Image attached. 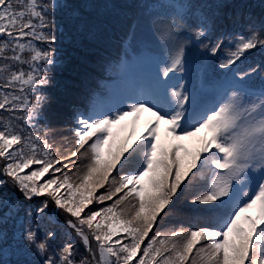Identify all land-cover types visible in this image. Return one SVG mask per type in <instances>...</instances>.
Listing matches in <instances>:
<instances>
[{
    "label": "snow or ice",
    "instance_id": "snow-or-ice-1",
    "mask_svg": "<svg viewBox=\"0 0 264 264\" xmlns=\"http://www.w3.org/2000/svg\"><path fill=\"white\" fill-rule=\"evenodd\" d=\"M57 7L0 0V244L10 239L3 225L15 230L23 211L28 226L20 224L21 237L39 257L31 264H264V87L250 91L249 72L238 71L200 103L183 85H171L169 74L185 71L189 38L213 56L224 43L211 42L203 16L194 35L178 36L177 28L192 27L195 5H144L145 40L165 52L155 57L162 71L147 90L78 113L75 140L60 152L47 131H37L47 101L42 89L51 82L46 66L54 64L42 45L57 41ZM257 48L264 50V23L234 35L219 67ZM9 185L28 201L44 199L22 209ZM182 185L193 190L203 223L154 232ZM53 212L64 216L62 225Z\"/></svg>",
    "mask_w": 264,
    "mask_h": 264
},
{
    "label": "rangeland",
    "instance_id": "rangeland-1",
    "mask_svg": "<svg viewBox=\"0 0 264 264\" xmlns=\"http://www.w3.org/2000/svg\"><path fill=\"white\" fill-rule=\"evenodd\" d=\"M174 1L173 5L187 6L191 4L196 6L189 9L193 13L189 23L192 25L190 28L191 35H194L195 31L199 30L198 18L203 16L200 3H197L196 0ZM50 2L53 5H59V7L55 8L53 16V31L57 36V41L51 45H42V47L53 51L54 64L46 66L51 82L42 89L43 94L47 97V101L43 105L41 114L38 117L39 124L37 125V131L39 134L47 131V138L53 148L59 149L60 152H65L67 148L72 146L75 140L74 129L77 126V115L80 112L77 110V105L74 104L77 102L74 98L77 94L75 91L77 89L76 86H79V80L83 76L82 69L84 71L88 69L96 71L97 64L94 60L101 56L108 58L119 47V43L112 39L121 38L123 35L128 36L126 47L119 56V59L123 63H126L128 71L127 75L120 78V83L124 86L123 91L119 93L103 86V97H106L105 93L107 92L112 93L111 95L108 93L110 101H93L90 103L89 109L87 108L86 111L80 110L81 112H91L94 107L103 111L127 95L139 94L147 90L156 73L162 71L164 65L157 64L155 57H164L165 52L158 49L154 43L145 40L150 21L148 16L145 15L146 9L144 5H155L154 2H156L168 6L169 0H113L112 6L107 3V0H50ZM151 11L155 13L159 10L153 8ZM55 16H57L58 20ZM156 19L158 20L157 17ZM262 23H264V20ZM185 29V26L177 28L176 32L178 36L184 37ZM249 30L252 29H245L240 34L246 33ZM209 33L213 34L210 36L211 42L220 40L224 43V50L213 56L203 45L194 43L189 38L185 44V71L170 73L169 77L171 79H169V83L171 85H183L184 89L188 90L190 97L191 95H195L198 102L208 103L209 99L207 97L211 94L215 97L214 92H217L226 79H231L233 74L238 71L249 72V75L245 77V83L250 91L259 92L264 87V67H261L264 65L262 50L259 48L250 50L249 52L253 51L251 55L246 53L245 57L238 61L241 63L239 69L237 65H233L227 73L223 74L226 68H220L219 65L224 58L229 42L233 40L236 32H228L229 35H226L219 26H216V29L214 27L210 28L207 35ZM58 34L61 37H58ZM101 34L102 52L96 47L94 41L92 42L93 49L91 50L90 43L93 36L95 35V38H97ZM82 39L88 40V42H82ZM106 40L108 41L107 43ZM209 43V40L204 41V44ZM72 46L78 50L77 55L72 56L74 49L70 48ZM206 55L213 57L214 60H207L205 58ZM132 56L137 57L141 63L129 64ZM249 66L255 68L256 71L250 72ZM58 70H61L62 74H66V76L62 79L57 77V81L55 82L54 78L58 74ZM118 71H121L119 66L113 73L116 74ZM105 74L112 75V73ZM72 76L73 80H70ZM105 77L112 78L114 76ZM32 102H34V96L32 97ZM124 103L126 106L131 101L126 99ZM114 114L115 112L113 111ZM147 119H149V114L145 113L141 117V122L143 123ZM163 127L162 125V129ZM185 143L188 146L191 145V147L195 146L190 141H186ZM47 178L48 176L46 175L42 180ZM201 183H203V180H201ZM8 187L9 191L14 192L19 198L22 209L31 208L39 199H44L41 197L28 201L11 185ZM99 191L103 192L104 189H100ZM177 195L179 196V200L175 197L173 198L174 206L172 204L169 205V208L172 210L169 212L166 209L167 215L161 214V218H158L157 222L158 227H154L153 229L154 232L157 230L166 231L174 227L178 228L181 224L184 227L191 226L193 229H196L202 223L192 224L186 215L187 212L192 213L201 219V214L197 211V208L201 206L191 203L193 190L191 188L183 189ZM111 203L112 201H107L103 206L110 205ZM90 207L99 208L101 205L93 203ZM4 211L5 209H0V216H3ZM52 215L59 224H63V215L57 216L55 212ZM25 220L24 212L21 211L20 221L17 223L15 230H13L11 223L3 225V227L9 229L10 239L7 244H0V264H31V262L39 259L34 250L27 248L26 240L21 237L20 224L23 223L25 229L28 226ZM43 227L44 225L41 223V228ZM13 231H15L14 240L11 238ZM80 251L84 253L83 246L80 247Z\"/></svg>",
    "mask_w": 264,
    "mask_h": 264
},
{
    "label": "trees",
    "instance_id": "trees-1",
    "mask_svg": "<svg viewBox=\"0 0 264 264\" xmlns=\"http://www.w3.org/2000/svg\"><path fill=\"white\" fill-rule=\"evenodd\" d=\"M113 0H107V3L112 6ZM161 2V1H159ZM174 0H169V5L174 4ZM197 3H200V6L202 7V14L203 17L209 19L210 28L214 27L216 29V26H219V28L223 31V28H227V32L233 33L236 32V35L240 34V32H244L245 29L249 28L247 23L245 21H250L252 24L261 25L262 21L264 20V0H196ZM155 5H161L160 3L154 2ZM222 6H220L219 4ZM191 5V4H190ZM226 5V6H225ZM164 6V5H163ZM167 7V6H165ZM155 10L161 11L159 7L155 8ZM156 11V12H159ZM192 12V11H191ZM57 15V14H56ZM58 20L57 16H55ZM158 20L160 17H157ZM190 20V18H189ZM255 25V26H256ZM186 29L184 30V35L186 33L190 34L191 36V30L190 28L185 25ZM259 26H256L255 28H251L252 30H258ZM225 31V32H226ZM212 33H209V36H212ZM58 37H61L58 34ZM128 36H122L121 38H115L112 39L119 43V47L116 48V51H113L108 58L105 56L97 57L95 63L97 64L96 71L93 69H88L87 71H83V76L81 77V80H79V86L77 85L75 89L76 95L75 98L77 102L75 104H82L83 111H86L87 108L89 109L90 103L93 101L101 102L102 101V91L103 86L107 89L118 91L121 89V86L123 85L118 84L121 80L120 78L123 77V68L121 65V60L119 59L120 56V50L123 48L122 42H125ZM108 40V39H107ZM106 40V43L108 42ZM95 42L96 47H98L102 52V34L95 38V35L93 36L91 43H90V49L92 50V42ZM82 42H88V40H83ZM115 46V44H114ZM70 48H74L73 46ZM264 54V50H262ZM253 51L249 52L251 55ZM78 50L76 48L73 49L72 56L77 55ZM205 58L209 61L214 60L213 57L205 56ZM241 65L240 62H237L235 66ZM120 67L121 71H118L116 74L113 73L114 70L117 69V67ZM233 66V65H232ZM226 68L225 73H227L231 68ZM94 68V67H92ZM103 70V71H102ZM99 72V73H98ZM105 73H112V75L105 74ZM61 70H58V74L55 75V82L57 81L56 78L62 79L66 76V74H62ZM61 75V76H60ZM105 76H114V78H106ZM70 80H73V76ZM117 80L118 82H116ZM53 85V84H52ZM111 95L110 92L105 93V96L107 97ZM105 98V97H103ZM78 106V105H77ZM79 112H81L79 110ZM191 147V145L189 146ZM188 220L191 221L192 224H197L199 222L203 223V220L200 219V217H196V215L192 213H186Z\"/></svg>",
    "mask_w": 264,
    "mask_h": 264
},
{
    "label": "bare ground",
    "instance_id": "bare-ground-1",
    "mask_svg": "<svg viewBox=\"0 0 264 264\" xmlns=\"http://www.w3.org/2000/svg\"><path fill=\"white\" fill-rule=\"evenodd\" d=\"M245 23H247V25H248V27H249V28H247V29L255 28V27L257 26L256 24H252V22H250V21H245ZM255 25H256V26H255ZM226 30H227V28H226V29L223 28V31H224V32H225ZM225 33H226V35H229L227 31H226ZM79 103H80V102H79ZM79 103H78V104H75V103H74L75 105H78V106H77V110H81V109H82V104H79Z\"/></svg>",
    "mask_w": 264,
    "mask_h": 264
}]
</instances>
